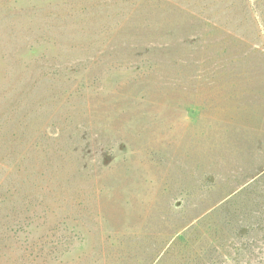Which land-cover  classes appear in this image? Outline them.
Instances as JSON below:
<instances>
[{
	"label": "rangeland",
	"instance_id": "rangeland-1",
	"mask_svg": "<svg viewBox=\"0 0 264 264\" xmlns=\"http://www.w3.org/2000/svg\"><path fill=\"white\" fill-rule=\"evenodd\" d=\"M0 264H264V0H0Z\"/></svg>",
	"mask_w": 264,
	"mask_h": 264
}]
</instances>
